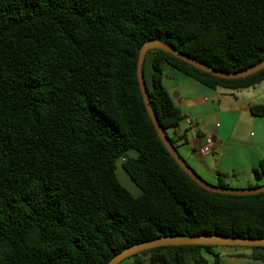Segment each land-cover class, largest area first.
<instances>
[{
  "label": "trees",
  "instance_id": "trees-1",
  "mask_svg": "<svg viewBox=\"0 0 264 264\" xmlns=\"http://www.w3.org/2000/svg\"><path fill=\"white\" fill-rule=\"evenodd\" d=\"M148 41L220 73L249 70L264 61V0H0V264H107L164 236L264 239V193L207 192L160 142L137 79ZM147 53L149 102L176 150L184 136L166 132L183 116L163 65L210 89L264 81V69L223 80ZM249 111L264 116L262 106ZM118 160L137 196L117 179ZM251 172L264 177V159ZM217 187L228 188L221 178ZM215 248L166 246L126 260L207 264L206 254L220 264ZM227 248L264 264L263 247Z\"/></svg>",
  "mask_w": 264,
  "mask_h": 264
},
{
  "label": "rangeland",
  "instance_id": "rangeland-1",
  "mask_svg": "<svg viewBox=\"0 0 264 264\" xmlns=\"http://www.w3.org/2000/svg\"><path fill=\"white\" fill-rule=\"evenodd\" d=\"M151 62L152 56L150 53L145 55L142 72L146 87L151 89ZM163 84L171 95L175 105L181 103L182 113L193 120L191 125H187L184 119L175 129L168 130L167 136L171 139H177L184 136L182 141L177 143V152L185 163L207 184L217 186L218 181L214 177V171L226 170L221 166L227 163L228 167H233L236 175L231 172L222 175L223 182L230 189H250L264 186V177L259 181L253 178L252 172H248L243 167V162L233 163L232 160H218L214 159L213 154L209 153L202 155L199 153V144L197 142L196 131L198 126L203 121L207 125L215 127L230 135L231 131L235 130L234 140H238V146L232 145L231 150L235 155L243 156L250 154V152H257L264 154V116L251 115L249 108L255 106H262L264 109V81L246 88V89H210L202 86L195 80L179 73L178 71L163 65ZM169 76L172 79L169 81ZM179 93V98L175 93ZM186 107H184V106ZM183 115V117H184ZM257 143L258 148H254ZM218 148V147H217ZM213 151V150H212ZM128 157L134 158L135 151H129ZM264 159V158H261ZM122 161L116 162V176L121 185L126 188L132 195L137 196L139 190L130 181L126 173L121 167ZM207 165V167L205 166ZM242 251L248 254L246 249H232L227 247H218L214 249L215 253L236 252ZM208 260L207 264H213L212 257L204 254ZM225 257V256H224ZM220 264H234V260L228 258H220ZM129 260H123L119 264H129ZM238 264H246L244 261H239ZM250 264H262L259 262H250Z\"/></svg>",
  "mask_w": 264,
  "mask_h": 264
},
{
  "label": "water",
  "instance_id": "water-1",
  "mask_svg": "<svg viewBox=\"0 0 264 264\" xmlns=\"http://www.w3.org/2000/svg\"><path fill=\"white\" fill-rule=\"evenodd\" d=\"M151 50H160L166 54L173 56L174 58L181 60L187 63L190 66H193L197 70H200L204 73L210 74L211 76L223 80H238L243 79L264 69V61L259 65L239 73L224 74L217 72L209 67L203 66L177 50L166 46L165 44L159 41H148L142 45L138 54L137 61V79L139 89L142 95L144 106L148 117L157 133V136L162 143L165 150L168 152L172 160L178 165L182 172H184L198 187L201 189L219 195H230V196H252L259 193H264V186L250 189H230V188H219L217 186H212L204 182L181 158L177 150L170 144L168 138L163 133L156 116L154 115L148 94L145 81L143 78L142 64L147 52ZM218 246V247H263L264 248V239L262 238H232V237H218V236H164L159 237L151 241L133 245L122 252L115 255L109 260L107 264H119L123 260L130 258L131 256L151 250L159 247L166 246Z\"/></svg>",
  "mask_w": 264,
  "mask_h": 264
},
{
  "label": "crops",
  "instance_id": "crops-1",
  "mask_svg": "<svg viewBox=\"0 0 264 264\" xmlns=\"http://www.w3.org/2000/svg\"><path fill=\"white\" fill-rule=\"evenodd\" d=\"M163 77H164V74H163ZM171 80L172 79L169 76V81H171ZM175 95L177 96V98H179V96H180L179 93H177V92L175 93ZM179 106H182L181 103H179V105H176V107H178V109L180 110V112L183 116L184 114L182 113L181 107H179ZM184 117H186V116L184 115ZM198 127H199L198 131H196L197 142L201 148L204 145L206 138L209 137L213 142V151L211 154H213L214 151L216 150V152L214 153V159L218 158V160H221V158H222L223 161L226 159L232 160V161H234L233 163L243 162L242 163L243 167H245L248 172H251L252 168L257 166V164L261 160V158H264V154L262 152L261 153L250 152V154H245L242 157L239 155H235V153L231 150L232 145L238 146V144H239L238 140L233 139V137L235 135V130L231 131L230 135H226L225 132H222V130L215 129V127L207 125L205 121H203L202 124L199 125ZM197 133H199L200 135L197 136ZM258 145L259 144L255 143L254 148L257 149ZM200 148H199V150H200ZM205 166L207 167L206 164H205ZM221 166H225L224 168L226 170H223V172H221V171H214L213 172L214 173L213 175L217 181L219 178H221L223 180L224 178L222 177V175L225 177L226 176L225 174H228L230 172L232 174H235V175L237 174L235 169H233V167H228L227 163H223ZM237 254H246V253L242 252V251H236V252L232 251V252L219 253V256H220V258H228L229 260L230 259L234 260L235 261L234 264H238L239 261H244V262H246V264H250V262H252V261L244 259V258H235L234 255H237ZM145 264H149V263L146 262Z\"/></svg>",
  "mask_w": 264,
  "mask_h": 264
},
{
  "label": "built area",
  "instance_id": "built-area-1",
  "mask_svg": "<svg viewBox=\"0 0 264 264\" xmlns=\"http://www.w3.org/2000/svg\"><path fill=\"white\" fill-rule=\"evenodd\" d=\"M183 119L187 125H191L193 122V120L189 119L188 117H183ZM212 150H213V142L208 137L206 138L204 145L200 148L199 153L202 155H206L212 153Z\"/></svg>",
  "mask_w": 264,
  "mask_h": 264
}]
</instances>
